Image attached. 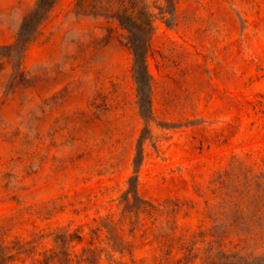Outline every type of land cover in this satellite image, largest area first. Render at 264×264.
Instances as JSON below:
<instances>
[{"label": "rangeland", "instance_id": "rangeland-1", "mask_svg": "<svg viewBox=\"0 0 264 264\" xmlns=\"http://www.w3.org/2000/svg\"><path fill=\"white\" fill-rule=\"evenodd\" d=\"M36 1L0 0V264L264 255V0H139L148 121L109 0H57L19 47ZM145 128L137 190L154 209L134 215L122 196Z\"/></svg>", "mask_w": 264, "mask_h": 264}, {"label": "trees", "instance_id": "trees-1", "mask_svg": "<svg viewBox=\"0 0 264 264\" xmlns=\"http://www.w3.org/2000/svg\"><path fill=\"white\" fill-rule=\"evenodd\" d=\"M57 0H37L34 7L23 17L21 22L18 37L16 39V44L19 47L25 48L33 39L34 34L39 26V24L47 17L48 12ZM128 5H125V2ZM170 1V0H168ZM109 5L113 7V15L120 21L122 25H125L130 29L131 32V44L134 54V77L138 85V97H139V107L143 118L148 121L151 118V76L148 72L146 65V55L149 50V36L153 28V21L151 19V14H145L142 12L141 8L137 6L139 0H109ZM138 9V11H136ZM141 10V11H140ZM161 12H166L168 14H173L170 7H160ZM142 16H144L142 18ZM170 18H166V22H169ZM141 134L136 155L134 157V175H132L128 180V189L122 196V202L124 203L125 209L131 208L129 212H134V215L141 213H150L154 209V205L145 199H142L137 190V172L139 165L143 159L142 152V141L145 138V132ZM248 190L252 189V180H247ZM257 186L263 187L264 185L258 183ZM261 196L256 193V195H251L250 205H256L257 199ZM239 205L238 202L235 204ZM135 210V211H134ZM139 217V216H138ZM264 227V225H263ZM68 237L80 240L82 235L77 231L68 232ZM57 239L60 242V249L65 246V237L62 234L57 235ZM191 249H189L190 251ZM190 254V253H189ZM57 256L55 251L51 252L41 260V264H50L52 259ZM209 258V257H208ZM207 258V259H208ZM2 258L0 259L1 262ZM204 264H264V255H259L253 258H243L236 252L227 253L226 251L220 250L214 256H211Z\"/></svg>", "mask_w": 264, "mask_h": 264}]
</instances>
